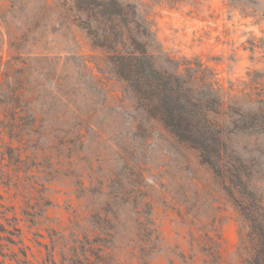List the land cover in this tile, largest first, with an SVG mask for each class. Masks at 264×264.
<instances>
[{
	"label": "rangeland",
	"instance_id": "rangeland-1",
	"mask_svg": "<svg viewBox=\"0 0 264 264\" xmlns=\"http://www.w3.org/2000/svg\"><path fill=\"white\" fill-rule=\"evenodd\" d=\"M153 8L158 69L213 86L221 112L264 101V0ZM86 25L70 0H0V222L15 233L0 264H242L245 198L140 107ZM220 114L234 161L264 178V132Z\"/></svg>",
	"mask_w": 264,
	"mask_h": 264
},
{
	"label": "trees",
	"instance_id": "trees-1",
	"mask_svg": "<svg viewBox=\"0 0 264 264\" xmlns=\"http://www.w3.org/2000/svg\"><path fill=\"white\" fill-rule=\"evenodd\" d=\"M78 15L86 13L96 27L85 28L95 38L97 45L111 49L115 55V74L129 84L140 107L151 117L163 123L180 140L191 143L201 151L203 160L211 165L220 178L228 180L233 189L245 198L239 251L242 264H264V178H254L253 163L234 161L224 139L232 132L225 119L219 121L212 113L228 117L230 124L243 125L242 131L252 134L264 132L259 115L263 99L251 102L256 106L247 111L229 108L220 111L222 99L214 95L213 86L207 93H194L190 81H182L177 74L158 69L151 60L148 47L156 37L154 5L174 7L182 0H70ZM102 24H109L106 28ZM216 103L215 106L212 103ZM255 110V111H254ZM238 119H235V118ZM238 129V128H237ZM241 189V190H240ZM3 206V205H0ZM0 214L3 212L0 211ZM5 219V215L3 216ZM20 231L16 224L9 225ZM0 240H15L12 229L0 222ZM21 234V233H20ZM3 245L0 243V246ZM25 257L27 254H24ZM27 258V257H26ZM27 264V259L22 260Z\"/></svg>",
	"mask_w": 264,
	"mask_h": 264
}]
</instances>
